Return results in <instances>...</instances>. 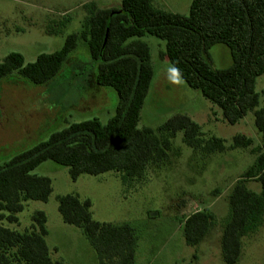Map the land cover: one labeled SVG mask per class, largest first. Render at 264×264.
<instances>
[{
  "label": "trees",
  "instance_id": "trees-1",
  "mask_svg": "<svg viewBox=\"0 0 264 264\" xmlns=\"http://www.w3.org/2000/svg\"><path fill=\"white\" fill-rule=\"evenodd\" d=\"M89 7L79 31L65 37L62 47L40 53L25 62L19 52L0 58V81L11 73L43 84L54 78L78 41L85 42L96 64L95 82L115 92L114 112L106 122L97 117L70 122L48 139L12 155L0 163V221L17 223L23 202L46 201L51 180L33 173L50 160L68 168L72 180L81 174L117 172L122 184L144 177L150 165L168 160L171 139L183 131V141L204 153L227 148L222 138H203L200 125L186 114H176L156 129L138 127L153 77L150 48L141 38L154 36L164 41L160 56L166 58L185 84L217 106L229 124L239 122L253 110L264 149V106L255 90L256 79L264 74V0H191L188 13L179 14L153 4V0H121L116 6ZM224 44L231 64L214 68L209 50ZM252 139L232 137L229 149L246 148ZM244 178L260 183L255 193L245 187ZM57 209L65 224L82 230L94 249L99 264H135L137 235L128 223H101L91 216V202L76 194L57 195ZM229 215L222 228L221 257L235 264L241 239L254 232L264 215V152L236 181L228 196ZM30 230L18 231L0 224V264H64L50 257L46 242V214L38 210ZM214 215L198 210L184 217L186 245L196 246L213 225Z\"/></svg>",
  "mask_w": 264,
  "mask_h": 264
},
{
  "label": "rangeland",
  "instance_id": "rangeland-1",
  "mask_svg": "<svg viewBox=\"0 0 264 264\" xmlns=\"http://www.w3.org/2000/svg\"><path fill=\"white\" fill-rule=\"evenodd\" d=\"M121 0H0V58L9 52L22 54L25 62L40 53L60 49L65 37L79 31L89 7L116 6ZM191 0H153L157 7L187 14ZM150 48L153 77L141 109L138 127L156 129L176 114H186L200 125L203 138L226 141L222 152L204 153L183 141V131L171 139L168 160L150 165L140 180L122 184L117 172L81 174L70 178L68 168L47 160L33 173L51 180L52 192L46 201L23 202L17 223L0 224L18 231L30 230L36 211L46 214V242L50 257L64 264H99L96 253L82 230L65 224L57 209V195L76 194L91 202L94 220L119 225L128 223L137 235L135 264H225L221 257L222 228L229 215L228 196L236 181L255 162L261 144L253 110L239 122L227 123L221 110L198 90L189 88L160 56L164 41L145 35ZM214 68L231 64L224 44L209 50ZM168 65V66H167ZM170 67L172 70L168 68ZM96 64L85 42L78 41L59 73L37 84L11 73L0 81V163L12 155L48 139L50 134L73 121L97 117L106 122L114 112L115 92L95 82ZM264 89V74L255 81V90ZM264 106V96L260 97ZM243 134L252 139L246 148L229 149L231 139ZM247 189L261 191L260 183L244 178ZM207 210L214 217L208 233L196 246L186 245L182 231L185 216ZM235 264H264V215L257 229L241 239Z\"/></svg>",
  "mask_w": 264,
  "mask_h": 264
},
{
  "label": "crops",
  "instance_id": "crops-1",
  "mask_svg": "<svg viewBox=\"0 0 264 264\" xmlns=\"http://www.w3.org/2000/svg\"><path fill=\"white\" fill-rule=\"evenodd\" d=\"M109 7H111L110 5H107V6H105V7H103V8H109ZM147 43V42H146ZM165 59V58H164ZM166 62L169 64V62H168V60L166 59ZM168 66V65H167ZM169 66H170V64H169ZM171 67V66H170ZM170 67H168L170 70H171V68ZM173 69V68H172ZM171 73H172V70L170 71Z\"/></svg>",
  "mask_w": 264,
  "mask_h": 264
}]
</instances>
